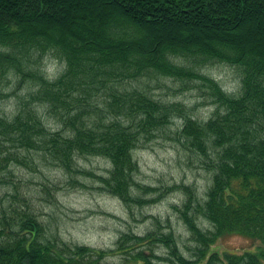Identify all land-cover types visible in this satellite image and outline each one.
Wrapping results in <instances>:
<instances>
[{
	"label": "trees",
	"instance_id": "trees-1",
	"mask_svg": "<svg viewBox=\"0 0 264 264\" xmlns=\"http://www.w3.org/2000/svg\"><path fill=\"white\" fill-rule=\"evenodd\" d=\"M84 1L0 0V100L5 87L23 88L11 114L0 109V181L13 175L10 163L32 168L38 160L75 186L90 177L131 212L155 200L146 197L153 187L135 178L132 150L172 132L210 172L202 198L189 184L170 185L184 194L174 208L195 242L192 257L157 222L97 248L47 235L33 212L1 206L0 264H264V41L244 38L264 28V0ZM94 2L104 7H89ZM47 54L63 63L52 76L43 69ZM215 62L235 67V92L201 71ZM164 78L202 92L213 105L209 116L195 118L180 101L153 96L152 83L165 85ZM89 155L104 157V173L77 164L76 156ZM228 232L260 244L220 257L208 245ZM158 244L165 255L154 251ZM112 253L118 261L105 259Z\"/></svg>",
	"mask_w": 264,
	"mask_h": 264
},
{
	"label": "rangeland",
	"instance_id": "rangeland-1",
	"mask_svg": "<svg viewBox=\"0 0 264 264\" xmlns=\"http://www.w3.org/2000/svg\"><path fill=\"white\" fill-rule=\"evenodd\" d=\"M79 3L82 6L86 4L84 0H79ZM92 6L97 9L104 7L100 2L89 5L91 8ZM245 24L244 22L241 26L245 27ZM174 35V32L170 33V36L174 37ZM244 38L262 42L264 28L249 31ZM62 68L63 63L58 59L50 54L44 56L43 69L49 76L57 74ZM201 71L213 77L225 91L235 92L238 89V72L231 65L215 62L203 66ZM163 81L165 85L152 83L149 91L153 96L180 101L190 108L189 114L195 118L204 120L209 116L213 105L202 92L194 88L180 90L168 78H164ZM3 90L8 95L0 100V109L9 115L14 111L16 97L23 93V88L12 90L8 86ZM43 120L49 127H59L46 115H43ZM179 121L178 117L173 118L169 126L170 130L174 131ZM132 156L137 163L136 180L153 187L146 197L155 200L135 206L131 212L125 209L117 197L100 191L90 177L81 175L86 186H75L69 182L67 174L59 167L43 164L38 160L32 168L10 163L13 175L6 178L5 182L0 181V207H5L8 214H12V207L29 210L36 214L43 228L45 226L44 231L47 235L56 234L70 243L97 248L113 247L115 239L122 231L143 234L148 229L155 228L157 222L159 229H171L180 253L185 257H192L195 242L189 238L174 208L180 204L184 194L179 189L171 191L170 185L189 184L193 186L197 196L202 198L210 176L205 163L186 151L172 132L157 134L145 145L134 148ZM207 161L205 160L206 163ZM76 162L79 166L98 173H104L108 166L104 157L94 155L76 156ZM197 222L204 228H210L203 219H198ZM259 244L256 239L228 232L216 237L209 243L208 248L216 250L221 257L223 252L251 251ZM154 251L160 255L166 254L165 248L159 244L154 247ZM119 257L120 254L112 253L105 259L118 261ZM136 261L137 259L127 264H140V261ZM154 262L170 264L164 260H154Z\"/></svg>",
	"mask_w": 264,
	"mask_h": 264
},
{
	"label": "clouds",
	"instance_id": "clouds-1",
	"mask_svg": "<svg viewBox=\"0 0 264 264\" xmlns=\"http://www.w3.org/2000/svg\"><path fill=\"white\" fill-rule=\"evenodd\" d=\"M49 71H51V68H49ZM238 83V82H237ZM85 243H89L90 241H84Z\"/></svg>",
	"mask_w": 264,
	"mask_h": 264
}]
</instances>
